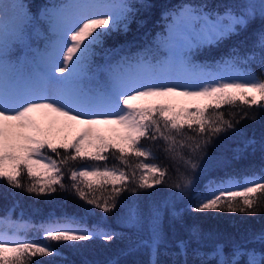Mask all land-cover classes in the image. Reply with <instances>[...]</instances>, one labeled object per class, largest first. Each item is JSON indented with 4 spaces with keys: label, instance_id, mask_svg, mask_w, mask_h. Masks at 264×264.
I'll use <instances>...</instances> for the list:
<instances>
[{
    "label": "snow or ice",
    "instance_id": "obj_1",
    "mask_svg": "<svg viewBox=\"0 0 264 264\" xmlns=\"http://www.w3.org/2000/svg\"><path fill=\"white\" fill-rule=\"evenodd\" d=\"M151 6L147 0H59L33 13L30 5L0 4V183L36 197L55 193L58 186L103 213L92 227L84 226L76 217L50 219L37 229L42 230V243L24 234L29 225L13 220L14 209H9L0 215V264H38L37 256H57L56 246L62 242L79 249L86 246L81 242L113 241L116 233L108 230L106 220L122 193L152 189L164 184L168 176L166 167L146 162L155 157L150 148L141 145L142 139L162 140L167 158L182 161L190 170L173 186L189 197L192 211L254 216L259 211L257 205L264 204V165L259 175L210 180L196 189L193 174L202 165L192 159V155L205 158V149L214 136L238 131L239 121L225 119L219 111L223 106L239 103L264 109V0L259 4L262 27L255 33L254 43L260 49L259 74L251 68L239 69L238 65L252 61L254 54L242 60L235 47L215 67L192 59L194 50L219 45L246 31L257 19L256 5H221V12L209 11L206 3L186 2L165 10L170 22L157 47L166 55L156 58L150 48H145L135 57L123 56L107 66L106 82L93 86L98 51L107 54V39L126 33L140 11ZM33 30L42 47L32 46ZM17 47L24 52L13 59ZM174 97L203 99L206 103L190 110L171 103ZM73 124L83 125L79 133L56 142L55 134ZM100 125L109 127L102 130ZM260 143L264 152V137ZM255 144L254 138L247 139L243 149ZM177 145L179 149L186 147L190 155L185 158ZM45 149L59 159L45 155ZM110 151L123 168L107 163L71 168L68 179L72 183H64L62 167L69 161L105 162ZM25 175L27 182L21 179ZM153 215L156 223L150 247L155 253L163 235L159 209ZM136 219V212L130 210L125 222ZM247 243L264 245V231L250 234ZM187 247L179 242L180 253L186 255ZM193 254L200 255L198 251ZM212 255L215 264H241L245 256L244 264H264V250L257 253L240 245H234L229 255L218 244ZM183 264H188L187 260Z\"/></svg>",
    "mask_w": 264,
    "mask_h": 264
},
{
    "label": "trees",
    "instance_id": "obj_2",
    "mask_svg": "<svg viewBox=\"0 0 264 264\" xmlns=\"http://www.w3.org/2000/svg\"><path fill=\"white\" fill-rule=\"evenodd\" d=\"M9 1L17 4L22 3L26 8L30 5L33 13H36L45 4L59 2V0ZM186 2L206 3L209 11L218 10L221 12L224 10L223 7H220L221 5H231L234 8L244 4L256 5L257 19L249 25L246 31L219 45L204 46L194 50L192 59L194 63L215 67L217 62L229 56L235 47L242 60L254 54V59L248 63H240L239 69L246 71L251 68L252 71L259 74L260 49L254 47V43L257 39L255 33L262 27L259 19V4L262 0H147V3L152 6L140 11L126 33L115 34L107 39L105 44L107 54L102 50L96 57L93 86H96L97 83H105L108 78L107 66L114 65L123 56L135 57L143 54L145 48H150L151 55L156 58L166 55L162 48L157 47L156 39L157 35L163 33L162 29L169 21V18H165V10ZM30 37L33 45L36 39L35 30L30 33ZM23 52L22 48L17 47L12 54L13 59L21 57ZM173 104L176 105V103ZM196 107L197 104H193L191 110ZM219 111L223 112L225 119H231L234 123L239 121L236 123L238 131L229 130L214 136L213 142L205 149V158L192 155V159L202 165L193 174L196 180V189H202L210 180L219 181L228 177L241 180L254 173L259 175L261 167L264 165V152H262L260 143L264 137V109H258L256 106L250 108L237 103L234 106H223ZM246 112L248 116L244 115ZM209 115H212L211 111ZM253 115L256 116L255 120L251 118ZM185 131L188 132L187 128ZM189 134L194 135L195 133L190 132ZM64 138L61 135L56 140L60 142ZM250 138H254L256 144L254 147L244 150L243 145ZM177 139H183V137ZM141 145L151 149L155 157V159H149L151 163H157L168 169L166 182L137 193L127 191L122 193L117 208L108 215L106 220L108 230L116 233V238L113 241L108 243L102 240L81 242L86 246L79 249L63 246L62 242L61 245L56 246L57 256L52 258L37 256L35 260L38 264H84L85 261L88 264H108L109 261H116L117 264H153L154 260L157 264H183L185 260L188 264H200L201 260H205L206 264H215L216 258L212 253L218 244L222 245L223 252L229 255L234 245L255 249L257 253L264 250V245L260 243H247L250 234L264 231V204L257 205L259 211L254 216L242 213L192 211L189 207L191 204L189 197L186 194L182 196L180 191L173 186L182 173L187 175L190 170L185 168L182 161H173L167 158L162 151L164 147L162 140L142 139ZM177 148L179 149V145ZM179 150L184 153L185 158L190 155L186 147ZM43 151L53 159H59L49 150ZM59 151L63 154V149H59ZM105 155L108 156L105 162L87 159L69 161L68 165L62 167L64 183L70 186L72 183L68 179L70 169L78 168L85 162L91 165L100 164L101 167L104 163H107L109 167H124L114 158L111 151ZM130 160L135 163L134 158H130ZM125 170L128 171V169ZM21 179L27 182L26 175ZM108 187L110 189L111 186ZM57 188L55 193L36 197L0 183V215L9 209H14L11 214L12 219L29 225L24 234L30 239L42 243L45 242L42 240V230L38 231L37 229L50 219L62 220L64 217H76L81 220L84 226L92 227L103 215L101 210L86 205L73 192L60 191L58 186ZM85 209H91V211L86 212ZM155 209H159L160 212L158 223L162 231L163 242L154 253L150 244L156 223L153 215ZM130 210L136 212L137 219L133 223H126L125 220ZM193 230L196 231V235H193ZM180 241L188 245L186 255L179 251ZM47 243L51 244L52 242L47 241ZM194 251H198L200 255H194ZM246 259V256L243 257L241 264H244Z\"/></svg>",
    "mask_w": 264,
    "mask_h": 264
},
{
    "label": "rangeland",
    "instance_id": "obj_3",
    "mask_svg": "<svg viewBox=\"0 0 264 264\" xmlns=\"http://www.w3.org/2000/svg\"><path fill=\"white\" fill-rule=\"evenodd\" d=\"M14 3L17 4L16 2L9 1V0H0V4L12 5ZM9 15H11V9L9 10ZM169 22H170V18H169V21L166 22V25L164 26V28L162 29L163 33L156 36L157 41H159V39H161L164 35H166L165 28ZM42 45H43V42L36 37L32 46L33 47H38V46L41 47ZM99 52L100 51H98L96 57L99 55ZM96 57H95V61H96ZM170 102L176 103V105H175L176 107H183V105H184V107H188L190 110L193 109V104H197V106H202L204 103H206V101L203 99H191V98H186V97H174L171 99ZM82 127H83V125L73 124L72 126L65 128L63 131L56 133L55 134L56 138H58L59 136L61 137V135H63L65 138L70 139V137H72V135L74 136L77 133H79V131L81 130ZM99 127L103 130L109 126L100 125ZM56 142H58V140H56ZM44 154L47 155L45 152H44ZM146 162L151 163L150 160H147ZM90 165H91L90 163L85 162V164L82 166H90ZM82 166H79V167H82ZM241 180H243V179H241Z\"/></svg>",
    "mask_w": 264,
    "mask_h": 264
}]
</instances>
